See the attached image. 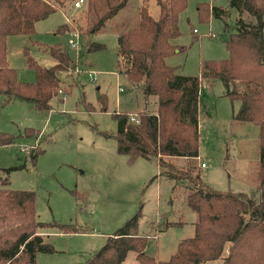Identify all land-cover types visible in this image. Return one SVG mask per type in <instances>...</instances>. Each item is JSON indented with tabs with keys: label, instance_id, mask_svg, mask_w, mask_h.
<instances>
[{
	"label": "rangeland",
	"instance_id": "rangeland-1",
	"mask_svg": "<svg viewBox=\"0 0 264 264\" xmlns=\"http://www.w3.org/2000/svg\"><path fill=\"white\" fill-rule=\"evenodd\" d=\"M157 1L129 0L126 10L103 32L92 36L85 35L81 29L86 1L79 9L75 8V2L68 3L67 10L36 25L33 39L49 46L57 43L67 46L71 37L75 39L73 33L83 37L78 39L80 50L76 48L73 53L74 66L60 77L63 93L59 96L64 97L63 103L54 99L50 112L38 111L20 100L0 107V132L17 137L13 146L0 147V189L34 192L41 222L73 224L82 231L64 234L57 228L42 229L45 241L57 252L38 254L37 264H86L105 245L107 236L116 233L140 206L137 232L149 238L145 252L157 261H168L182 240L195 235L197 214L185 203L188 182L170 179L165 172L184 171L193 178L199 175L216 190L244 193L253 199L259 197L256 188L259 129L254 124L234 120L241 104L224 96L220 81L210 85L203 80L206 89L201 94L199 109V159L164 157L163 163L146 159L130 162L118 153V124L114 114L135 116L138 121L139 113L156 112L157 99L145 96L118 70V36L113 27L125 17L135 18L143 6H147L154 19H159ZM187 2L186 10L179 16L181 35L173 41L187 49L169 57L167 63L177 67L180 76H198L201 62L229 57L226 42L236 32V22L242 16L231 8L230 0ZM202 4L221 7L227 14L223 19L207 16L205 21H200L198 6ZM243 18L255 20L246 13ZM67 19L71 33L56 35L57 27ZM90 42L101 43L106 48L86 54L84 48ZM8 44L9 65L17 70L20 81H35V72L27 66L23 54L25 47L30 48L40 65L50 68L55 64L48 53L33 46L27 37H10ZM90 72L95 74L96 81L90 79ZM28 128L41 133L29 138L30 133L23 135ZM40 149L45 152L34 164L29 153ZM202 163L207 168H202ZM15 167L21 168L4 171ZM170 222L180 225L166 228ZM224 253L227 256L228 249ZM125 264L140 263L135 253L130 252ZM206 264H222V261Z\"/></svg>",
	"mask_w": 264,
	"mask_h": 264
},
{
	"label": "trees",
	"instance_id": "trees-1",
	"mask_svg": "<svg viewBox=\"0 0 264 264\" xmlns=\"http://www.w3.org/2000/svg\"><path fill=\"white\" fill-rule=\"evenodd\" d=\"M76 1L0 0L1 108L20 100L38 111L50 112L54 99L64 102V97L59 96L63 93L60 77L74 66L73 53L76 48L80 50L83 37L73 33V37L77 35L76 47L69 44L72 37L67 46L64 43L49 46L33 37L39 22L67 10L68 3ZM85 1L81 29L87 36L103 32L129 4V0ZM157 3L159 19H154L147 6H143L135 18L125 17L113 27L118 36V70L145 96L157 99L156 112L139 113L137 122H131L127 114H114L118 124V153L130 162L146 159L163 163L164 157L197 159L201 144L199 109L201 94L206 89L203 80L210 85L220 81L224 96L241 104L234 120L254 124L259 129V197L253 199L244 193L216 190L199 175L193 178L184 171L165 172L170 179L188 182L185 203L197 214L195 235L182 240L168 261H157L145 252L149 238L137 232L140 206L116 233L107 236L105 245L86 264H124L130 252L135 253L140 264H206L217 260L222 264H264V0H230L231 8L242 17L236 22V32L226 42L229 57L201 62L198 76H180L178 68L167 63L169 57L187 49L173 42L181 35L179 16L186 10L187 0ZM245 13L254 22L245 20ZM198 14L200 21H205L207 16L223 19L227 12L221 7L202 4L198 6ZM71 31L67 19L55 34L64 36ZM13 36L27 37L33 46L42 48L55 61L52 67H44L31 55L30 48L25 47L23 54L27 66L35 72L34 82L20 81L17 70L9 65L8 39ZM105 48L101 43L90 42L84 52L90 54ZM27 133L30 138L41 132L28 128L23 135ZM16 139L12 134L0 132V147L13 146ZM44 152V149L30 151L31 161L35 164ZM5 184H9L8 180ZM179 225L170 222L166 228ZM49 227L64 234L82 233L73 224L41 222L34 192L0 189V264H37L38 254H55L54 246L40 235L42 229ZM226 249L228 255L224 256Z\"/></svg>",
	"mask_w": 264,
	"mask_h": 264
},
{
	"label": "built area",
	"instance_id": "built-area-1",
	"mask_svg": "<svg viewBox=\"0 0 264 264\" xmlns=\"http://www.w3.org/2000/svg\"><path fill=\"white\" fill-rule=\"evenodd\" d=\"M84 3H85V0H78V1L75 2L74 6H75L76 9H79V8H82ZM74 38L75 39H71L69 41V44H71L73 47H76L75 41H77V35H74ZM89 77H90V79L92 81H96V77H95V74L93 72L89 73ZM130 120H131V122H137V119H136L135 116H132L130 118ZM206 167H207V165L205 163H202V168H206Z\"/></svg>",
	"mask_w": 264,
	"mask_h": 264
},
{
	"label": "crops",
	"instance_id": "crops-1",
	"mask_svg": "<svg viewBox=\"0 0 264 264\" xmlns=\"http://www.w3.org/2000/svg\"><path fill=\"white\" fill-rule=\"evenodd\" d=\"M180 159H181V158H180ZM197 159H199V157H198ZM201 165H202V164H201ZM206 168H207V167H206ZM256 188H257V186H256ZM257 191H258V190H257ZM40 235L43 236V235H42V232L40 233ZM139 235H140V234H139ZM126 259H127V258H126ZM38 261H39V255L37 256V262H38ZM125 262H126V261H125ZM124 264H125V263H124Z\"/></svg>",
	"mask_w": 264,
	"mask_h": 264
}]
</instances>
